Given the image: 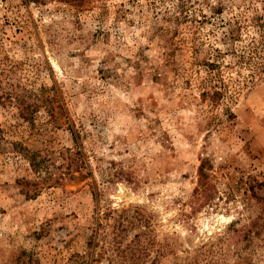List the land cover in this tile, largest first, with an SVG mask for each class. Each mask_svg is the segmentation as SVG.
Wrapping results in <instances>:
<instances>
[{
	"label": "rangeland",
	"instance_id": "1",
	"mask_svg": "<svg viewBox=\"0 0 264 264\" xmlns=\"http://www.w3.org/2000/svg\"><path fill=\"white\" fill-rule=\"evenodd\" d=\"M0 264H264V0H0Z\"/></svg>",
	"mask_w": 264,
	"mask_h": 264
}]
</instances>
